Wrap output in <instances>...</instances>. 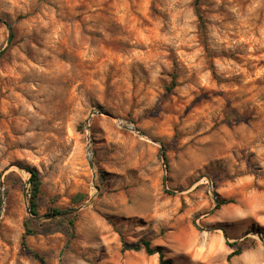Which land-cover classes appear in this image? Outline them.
<instances>
[{
  "label": "rangeland",
  "instance_id": "374dc122",
  "mask_svg": "<svg viewBox=\"0 0 264 264\" xmlns=\"http://www.w3.org/2000/svg\"><path fill=\"white\" fill-rule=\"evenodd\" d=\"M0 20V264H39L25 218L46 264H158L123 250L143 240L264 264V0H0Z\"/></svg>",
  "mask_w": 264,
  "mask_h": 264
},
{
  "label": "trees",
  "instance_id": "16d2710c",
  "mask_svg": "<svg viewBox=\"0 0 264 264\" xmlns=\"http://www.w3.org/2000/svg\"><path fill=\"white\" fill-rule=\"evenodd\" d=\"M197 2H198V0H195L196 5H197ZM196 15H197V18L199 21V25L203 29L202 17L199 14L198 8H196ZM4 23L9 27V24H7L6 22H4ZM12 38H13V34L10 30V40H9L10 43H11ZM9 45H8V47H9ZM1 53H4V51L0 52V54ZM175 85H176L175 84V75L173 74L171 84L165 90L166 95L170 94L171 90L175 87ZM27 171L30 174V178H29L30 189H29L28 209H29L30 214H32L33 216H37L38 215V197H39L40 192H41V188H40L41 181H40L39 174L36 170L27 168ZM80 197H82V196L79 195V198ZM224 203L225 202H222V204H224ZM61 213H62V211H60L58 209H52L50 211L51 215H60ZM76 218H77V214H72L69 217H67L68 225L70 227L73 226V223L76 220ZM34 222H35V220L32 218H25L24 219V221H23L24 232H23L22 237H21L20 247L28 255L34 257L38 261L39 264H46L44 257L42 255H40L38 252L31 249L27 245V242H26L27 236H32V235L37 233V230L33 227ZM227 245L229 248L232 249V252L230 254H228V256H227V261H229L232 257L237 256L241 253V248L238 246V243H229ZM123 250L124 251H127V250H132V251L143 250L145 252V254L148 256H152V255L157 254L158 255V264H173V262L170 259H168L164 256L163 249L161 247L152 246V244L149 240H143V241H141L135 245L124 244Z\"/></svg>",
  "mask_w": 264,
  "mask_h": 264
},
{
  "label": "water",
  "instance_id": "95a60500",
  "mask_svg": "<svg viewBox=\"0 0 264 264\" xmlns=\"http://www.w3.org/2000/svg\"><path fill=\"white\" fill-rule=\"evenodd\" d=\"M93 114H95V113H93ZM96 114H99V112H96ZM87 122H88V120H87ZM128 129H130V130H134V128L133 127H131V126H128L127 127ZM90 150V149H89ZM21 169V168H20ZM2 184V183H1ZM75 211H77V210H74L73 212H75ZM27 212H28V214H30V212H29V209H27ZM67 213H64V214H60L59 216H64V215H66ZM52 217H54V216H52Z\"/></svg>",
  "mask_w": 264,
  "mask_h": 264
},
{
  "label": "bare ground",
  "instance_id": "6f19581e",
  "mask_svg": "<svg viewBox=\"0 0 264 264\" xmlns=\"http://www.w3.org/2000/svg\"><path fill=\"white\" fill-rule=\"evenodd\" d=\"M119 124L123 125V122L122 121H119Z\"/></svg>",
  "mask_w": 264,
  "mask_h": 264
}]
</instances>
